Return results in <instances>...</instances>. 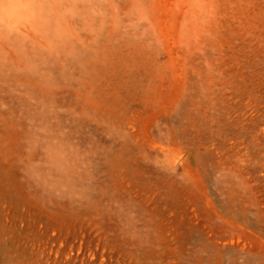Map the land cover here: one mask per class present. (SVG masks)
<instances>
[{
    "label": "rangeland",
    "instance_id": "374dc122",
    "mask_svg": "<svg viewBox=\"0 0 264 264\" xmlns=\"http://www.w3.org/2000/svg\"><path fill=\"white\" fill-rule=\"evenodd\" d=\"M0 264H264V0H0Z\"/></svg>",
    "mask_w": 264,
    "mask_h": 264
}]
</instances>
